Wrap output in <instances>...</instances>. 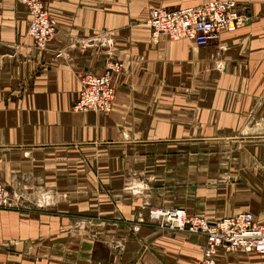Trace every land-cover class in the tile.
<instances>
[{"label": "crops", "instance_id": "0c3cea01", "mask_svg": "<svg viewBox=\"0 0 264 264\" xmlns=\"http://www.w3.org/2000/svg\"><path fill=\"white\" fill-rule=\"evenodd\" d=\"M208 1L46 0L56 32L38 49L27 7L0 0V264H201L206 237L153 207L264 222V0H236L245 25L207 46L146 23ZM118 60L111 111H76L80 74Z\"/></svg>", "mask_w": 264, "mask_h": 264}, {"label": "built area", "instance_id": "2783aa9c", "mask_svg": "<svg viewBox=\"0 0 264 264\" xmlns=\"http://www.w3.org/2000/svg\"><path fill=\"white\" fill-rule=\"evenodd\" d=\"M30 14L29 34L38 49L46 48L53 39L56 27L46 0H19ZM154 40L163 36L171 40H189L198 46L218 42L224 32L234 33L246 23L236 0H210L197 6L169 10L157 7L146 20ZM63 56L59 53L58 57ZM125 67L122 61H111L103 74H80L81 92L76 111L108 113L116 98L113 84L116 73ZM14 200L8 188L0 181V207H13ZM150 219L159 227L172 232H188L206 237L201 264H218L220 251L264 255V222L255 214L244 211L213 220L200 214H189L184 208L153 207Z\"/></svg>", "mask_w": 264, "mask_h": 264}]
</instances>
